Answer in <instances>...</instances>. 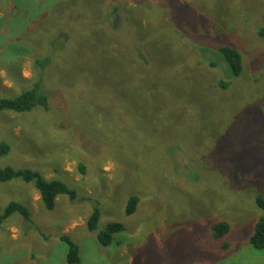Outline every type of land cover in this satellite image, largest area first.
<instances>
[{
    "label": "rangeland",
    "instance_id": "obj_1",
    "mask_svg": "<svg viewBox=\"0 0 264 264\" xmlns=\"http://www.w3.org/2000/svg\"><path fill=\"white\" fill-rule=\"evenodd\" d=\"M222 46L238 76L212 64ZM36 82L47 106L0 112V168L75 196L46 208L33 183L0 182V213H30L0 224V264H69L61 235L75 264H264L249 243L264 216V0H0V97ZM109 222L124 230L101 245Z\"/></svg>",
    "mask_w": 264,
    "mask_h": 264
},
{
    "label": "trees",
    "instance_id": "obj_2",
    "mask_svg": "<svg viewBox=\"0 0 264 264\" xmlns=\"http://www.w3.org/2000/svg\"><path fill=\"white\" fill-rule=\"evenodd\" d=\"M47 61V59H45ZM217 62H224L226 65L225 70L231 71V74L238 76L242 70V57L240 53L233 47L222 46L218 49L217 59L212 61V64ZM39 82L33 85L31 90H23L15 98L0 97V112L8 111L14 113H22L29 111L35 105L47 106V94L41 92L38 87ZM225 86V83H222ZM9 146L0 142V157L8 153ZM84 167V166H82ZM20 178L25 182L33 183L37 191L39 192L42 204L46 208H52L55 202V198L60 194H66L71 198H74L75 191L69 188L64 182L53 179H45L40 172L32 169H15L12 167L0 168V182H5L13 178ZM138 202V196L131 195L128 198L125 212L131 214ZM257 205L264 209V199L261 196L256 197ZM18 213L25 219L29 218V211L25 205L18 201H10L5 209L0 213V224H2L10 215ZM100 211L98 207H95L91 212L87 225L91 231L97 229V223L99 220ZM230 227L227 221L221 220L216 222L211 231V236L214 238H222L228 234ZM124 230V225L119 222H109L102 229L96 233L97 241L101 245H109L113 242V235ZM60 240L66 243V261L69 264H75L80 262V254L78 245L67 235H61ZM249 243L255 250L264 252V216H259L256 220L253 228V233L249 238ZM224 248L228 247L225 243Z\"/></svg>",
    "mask_w": 264,
    "mask_h": 264
}]
</instances>
